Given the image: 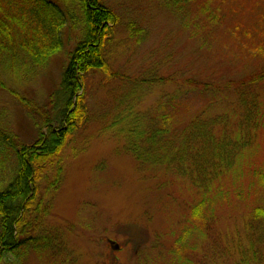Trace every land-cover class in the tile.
Returning a JSON list of instances; mask_svg holds the SVG:
<instances>
[{
  "label": "rangeland",
  "instance_id": "rangeland-1",
  "mask_svg": "<svg viewBox=\"0 0 264 264\" xmlns=\"http://www.w3.org/2000/svg\"><path fill=\"white\" fill-rule=\"evenodd\" d=\"M51 1L67 15L62 48L27 75L0 69L6 87L0 85L1 121L25 144L38 139L47 120L52 127L60 126L55 94L72 54L87 36L79 0ZM102 4L120 17L104 49L111 76L94 70L85 79L87 119L63 150L64 181L43 233L63 232L70 264H180L183 253L180 249L174 257V242L182 226L189 225L187 264H239L243 254L238 250L244 251V244L235 239L242 236L249 208L239 203L237 193L246 196L253 188V196L261 198L263 192L248 177L241 188L232 183L235 178L229 179L230 171L224 172L214 182L224 186L228 201L216 206L210 201L213 191L206 197L201 210L212 216L204 232L202 219L188 223L190 207L202 199L193 185L196 177H187V182L164 170H145L124 147L138 119L148 117L159 100L183 90L185 81L226 85L264 71V55L259 59L255 54L264 46V0H197L180 13L164 0ZM203 4L216 16L214 26L206 23ZM131 24L144 31L141 42L132 36ZM159 79L164 82L152 81ZM204 104L194 96L190 112L199 113ZM222 112L212 108L206 114ZM257 140L259 145H247L231 156L232 163L243 166L240 172L264 163V120ZM29 264L47 263L32 256Z\"/></svg>",
  "mask_w": 264,
  "mask_h": 264
},
{
  "label": "trees",
  "instance_id": "trees-1",
  "mask_svg": "<svg viewBox=\"0 0 264 264\" xmlns=\"http://www.w3.org/2000/svg\"><path fill=\"white\" fill-rule=\"evenodd\" d=\"M196 1L164 0L179 13ZM79 3L85 15L87 36L72 54L55 94L62 116L60 126L52 127L47 120L43 126L45 131L41 130L38 139L25 144L0 117V264H29L32 256L40 257L47 264L72 262L63 232L43 233L42 227L64 181L63 150L87 119L85 79L94 70L111 76L104 49L120 23L119 15L103 5L102 0H79ZM201 7L208 14L204 18L206 23L214 26L216 16L204 4ZM66 21L67 15L51 0H0V69L4 67L24 76L44 67L63 46L61 34ZM130 29L132 36L141 42L144 31L133 24ZM255 54L263 59L264 46L256 48ZM0 85L6 88L1 76ZM183 85V90L159 100L148 117L138 119L137 126L130 130L131 141L124 147L125 153L132 155L141 168L153 173L164 170L184 180L196 177L193 185L202 199L190 207L188 223L193 220L199 223L202 219L204 232L212 216L207 217L205 210H201L206 205V197L213 191L210 201L216 206L228 201L224 186L214 182L221 181L217 177L230 171L229 179L235 178L232 183L241 188L248 177L251 186L256 185L263 196H253L257 192L252 193L251 186L250 194L237 193L239 203L249 208L248 216L242 221L245 223L242 236L235 239L236 244H244V251L240 247L238 250L239 255L243 254L238 263L263 264L264 163L259 168L248 171L245 167L240 172L243 166L232 163L231 156L247 145L257 144L264 120V71L226 85L193 80ZM189 94L205 103L197 114L190 112ZM212 108L223 112L207 115ZM185 121V126L179 129ZM237 177L245 178L240 181ZM182 229L174 242V247L176 244L178 247L174 257L181 254V249L183 254L178 258L184 260H177L187 264L184 245L189 225Z\"/></svg>",
  "mask_w": 264,
  "mask_h": 264
}]
</instances>
